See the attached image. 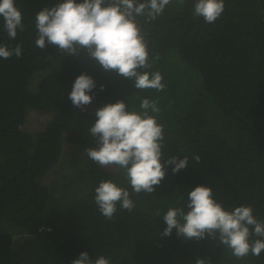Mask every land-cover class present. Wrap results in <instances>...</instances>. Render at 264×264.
Wrapping results in <instances>:
<instances>
[{"label": "trees", "instance_id": "obj_1", "mask_svg": "<svg viewBox=\"0 0 264 264\" xmlns=\"http://www.w3.org/2000/svg\"><path fill=\"white\" fill-rule=\"evenodd\" d=\"M58 2L14 0L23 17L15 39L8 37L0 17V45L22 48L19 58H0V221L19 227L13 235L0 231V264H71L82 251L92 259L103 255L110 264H195L197 257L206 264H264V251L237 258L218 237L186 239L175 229L165 236L162 218L169 208L187 212L188 192L203 184L226 209L250 205L254 217L264 222V0H224L223 13L211 24L194 14L195 0H171L155 20L136 18L151 64L140 71L160 72L157 65L168 67L162 60L177 52L198 70L201 90L216 101L233 129L230 137L199 136L205 120L195 110L171 120L173 130H163L164 142L178 140V158L187 156L189 163L176 173L165 165L164 179L150 194L134 192L124 169L101 166L85 151L96 146L89 128L98 107L148 89L105 71L83 50L73 55L51 44L36 47L35 15ZM81 73L95 81L89 93L94 106L87 112L68 98ZM30 111L43 114L36 130L24 128ZM64 134H73L70 148L86 154L75 181L81 176L87 186L89 180L90 192L87 198L56 204L39 179L61 159ZM103 180L128 190L131 211L117 203L111 219L100 213L94 196Z\"/></svg>", "mask_w": 264, "mask_h": 264}, {"label": "clouds", "instance_id": "obj_2", "mask_svg": "<svg viewBox=\"0 0 264 264\" xmlns=\"http://www.w3.org/2000/svg\"><path fill=\"white\" fill-rule=\"evenodd\" d=\"M171 0H59L52 7H43L35 15L37 38L35 45L43 50L47 44L56 46L64 54L79 55L83 50L105 71L132 80L137 89L162 91V75L157 72L140 71L151 68L147 42L141 34L137 17L147 21L162 15ZM224 11V0H195L194 14L206 23H215ZM0 17L10 39H15L17 29L23 30L22 13L14 0H0ZM22 55L17 44L9 49L0 45V58L9 59ZM95 81L86 73L73 81L68 98L72 104L83 109L92 103L89 94ZM103 89V85H101ZM142 112L129 111L123 100L106 103L95 110V121L89 128L96 146L86 148L89 159L101 166H117L124 169L134 192L153 193L165 177V165H171L173 173L188 165V157H168L161 162L164 142L163 126L149 112L159 113L155 101L142 99ZM199 156H195L197 163ZM94 201L100 213L111 219L117 203L124 210L134 207L127 189L112 180H103L95 188ZM188 211L169 208L162 216L166 227L163 235H171L175 229L178 236L200 240L205 236L218 237L221 244L232 250L237 258L251 253L260 256L264 251V222L253 215L250 205H239L231 210L213 198L209 186L198 184L188 192ZM259 237L252 239L251 237ZM71 264H110L103 255L95 259L88 252H80ZM195 264H206L197 257Z\"/></svg>", "mask_w": 264, "mask_h": 264}, {"label": "rangeland", "instance_id": "obj_3", "mask_svg": "<svg viewBox=\"0 0 264 264\" xmlns=\"http://www.w3.org/2000/svg\"><path fill=\"white\" fill-rule=\"evenodd\" d=\"M172 52L167 56V59L162 60L168 64V67L163 68L162 65H157L155 68V70L160 69V72L163 71L166 82L164 89L162 91L148 89L142 94L132 93L128 95L123 100L127 110L142 112L140 108L141 101L147 98L157 103V107L160 109L159 113L150 111L149 114L154 116L156 121H164L162 124L163 130H173L171 120L179 119L188 111L195 110L194 112L202 114L205 120V124L198 132L199 136L205 133L232 136L233 129L229 127L228 120V122L223 120L224 118L216 101L201 90V79L198 70L181 58L177 52ZM171 84H173L172 88L166 87ZM93 106L94 100L92 99V103L83 108L84 112L92 110ZM29 116L30 119L25 122L24 128L36 130V120L42 118L43 114H38V111H30ZM72 135L64 134L61 145V159L48 170L42 179H39V182L48 188L56 204L70 203L79 197L87 198L90 192L89 180L87 186L82 184L81 176L75 181L78 172L82 171L87 160L85 152L83 153L77 148H70L71 143H74ZM78 135L80 136V133ZM179 146L180 142L176 139L163 142L161 158L167 159L171 156H177L178 158ZM0 231L9 232L13 235L19 231V227L12 223L9 224L3 218L0 221Z\"/></svg>", "mask_w": 264, "mask_h": 264}]
</instances>
